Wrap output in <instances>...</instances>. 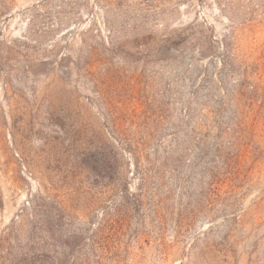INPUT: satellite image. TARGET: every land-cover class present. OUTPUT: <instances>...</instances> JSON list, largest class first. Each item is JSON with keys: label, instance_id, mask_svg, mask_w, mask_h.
Listing matches in <instances>:
<instances>
[{"label": "rangeland", "instance_id": "1", "mask_svg": "<svg viewBox=\"0 0 264 264\" xmlns=\"http://www.w3.org/2000/svg\"><path fill=\"white\" fill-rule=\"evenodd\" d=\"M0 264H264V0H0Z\"/></svg>", "mask_w": 264, "mask_h": 264}]
</instances>
